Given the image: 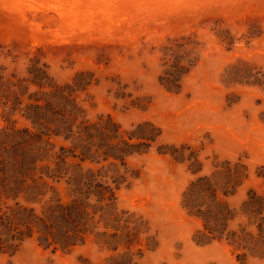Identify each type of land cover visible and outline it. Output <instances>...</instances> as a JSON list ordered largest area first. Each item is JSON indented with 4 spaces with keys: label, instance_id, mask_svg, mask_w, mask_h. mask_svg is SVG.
Here are the masks:
<instances>
[{
    "label": "rangeland",
    "instance_id": "374dc122",
    "mask_svg": "<svg viewBox=\"0 0 264 264\" xmlns=\"http://www.w3.org/2000/svg\"><path fill=\"white\" fill-rule=\"evenodd\" d=\"M189 52L197 64L180 92H171L161 77L171 56ZM33 66L58 86L82 74L89 85L75 98L88 120L110 116L126 133L144 123L160 130L121 169L126 182L114 213L148 228L133 264H242L226 242H198L202 221L184 209L183 194L224 162H241L249 174L228 199L232 208L262 189L264 0H0V74L5 82L22 79ZM3 113L0 101V131ZM124 253L92 234L70 252L52 253L30 239L0 264H113Z\"/></svg>",
    "mask_w": 264,
    "mask_h": 264
},
{
    "label": "trees",
    "instance_id": "16d2710c",
    "mask_svg": "<svg viewBox=\"0 0 264 264\" xmlns=\"http://www.w3.org/2000/svg\"><path fill=\"white\" fill-rule=\"evenodd\" d=\"M190 55L171 56L172 68L161 77L169 91L180 92L181 79L197 64ZM82 77L58 86L38 66L22 79L13 76L5 82L0 74L7 122L0 131V257H14L30 239L52 253L70 252L90 234L109 250L125 252L113 264H133L131 256L142 255L137 248L149 238L144 237L148 228L114 211L126 182L121 169L126 170L130 157L145 153L161 132L150 123L122 132L110 116L88 120L75 98L89 85ZM221 165L192 181L183 194L184 209L202 221L198 242H226L242 264L264 259V167L257 173L262 189H250L236 210L228 199L249 178L248 169L241 162ZM155 237L149 249L156 248ZM135 247L138 252L132 253Z\"/></svg>",
    "mask_w": 264,
    "mask_h": 264
}]
</instances>
